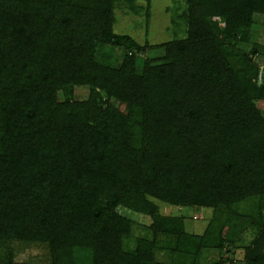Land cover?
<instances>
[{
    "label": "trees",
    "instance_id": "16d2710c",
    "mask_svg": "<svg viewBox=\"0 0 264 264\" xmlns=\"http://www.w3.org/2000/svg\"><path fill=\"white\" fill-rule=\"evenodd\" d=\"M138 1L148 19L151 0H0V247L43 244L48 264H204L242 245L229 264H264V0L175 1L182 33L154 44L113 29ZM158 202L212 215L188 233ZM119 206L149 218L143 235Z\"/></svg>",
    "mask_w": 264,
    "mask_h": 264
},
{
    "label": "rangeland",
    "instance_id": "374dc122",
    "mask_svg": "<svg viewBox=\"0 0 264 264\" xmlns=\"http://www.w3.org/2000/svg\"><path fill=\"white\" fill-rule=\"evenodd\" d=\"M175 1L179 0H151L149 3L147 13L149 18H146V3L137 2L138 11L132 13L124 7H117L115 9L116 22L114 24V31L120 34H128L133 37L137 42L143 43L147 40L149 43H159L162 41L170 40L177 34L180 35L182 30L180 27H174L171 23L173 16ZM146 20L148 24L146 25ZM256 24L253 26V41L258 43L264 42V15L255 16ZM176 34V35H175ZM246 49V48H245ZM161 51H150L146 57L155 58L161 55ZM114 57L120 62L121 55L119 51L114 53ZM254 62H261L257 56H251ZM87 97L86 87H76L74 89L73 99L84 100ZM61 98V95H59ZM159 210L164 215H171L182 217L185 231L188 233L201 234L208 223L209 217L212 215L211 209H202L200 207H172L171 205L158 202ZM117 212L132 220L137 226L134 227L135 235H143L142 225L149 223V218L141 214H137L128 210L123 206L117 208ZM198 216V219H194ZM245 236L242 242L246 243L249 239V234L244 230ZM10 247L14 261L16 264H48L50 262V255L48 248L40 243H25V242H11L8 246L0 247V254L4 256L5 248ZM156 259L159 261L170 260L168 252L155 251ZM243 255L242 245H239L233 252L235 260L241 259ZM231 255L227 254L225 250L217 252L213 250H204L201 255V262L204 264H211L217 260H223L229 264Z\"/></svg>",
    "mask_w": 264,
    "mask_h": 264
},
{
    "label": "built area",
    "instance_id": "2783aa9c",
    "mask_svg": "<svg viewBox=\"0 0 264 264\" xmlns=\"http://www.w3.org/2000/svg\"><path fill=\"white\" fill-rule=\"evenodd\" d=\"M259 77H260V75H259ZM197 217L196 216H194V219H196ZM198 219V218H197Z\"/></svg>",
    "mask_w": 264,
    "mask_h": 264
}]
</instances>
